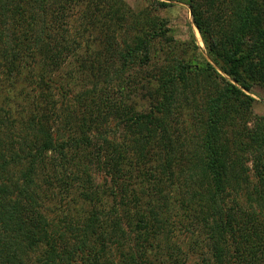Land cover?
<instances>
[{
	"label": "trees",
	"instance_id": "1",
	"mask_svg": "<svg viewBox=\"0 0 264 264\" xmlns=\"http://www.w3.org/2000/svg\"><path fill=\"white\" fill-rule=\"evenodd\" d=\"M180 1L0 0V264H264V0Z\"/></svg>",
	"mask_w": 264,
	"mask_h": 264
},
{
	"label": "rangeland",
	"instance_id": "2",
	"mask_svg": "<svg viewBox=\"0 0 264 264\" xmlns=\"http://www.w3.org/2000/svg\"><path fill=\"white\" fill-rule=\"evenodd\" d=\"M168 1L172 4V6L168 7L164 11H161V14L170 20V24L175 30L174 32L178 37L186 38L188 36V28H189L188 22L193 21V16L192 13H190V8L186 3L180 0H168ZM126 2L134 9H140L142 7H145L147 4V0H126ZM194 29L196 31L199 44L205 49L204 43L202 41L198 29L195 26ZM114 84L117 86L116 82ZM5 93L6 91L3 88H0V97L4 96ZM249 94H251L255 99L254 101L255 113L259 115H264V88L259 85H256ZM13 125L18 131L20 125H18V123L16 122H13ZM94 134L97 135V131ZM121 136H122V131L120 129H118L117 131H114L113 129L110 138L119 141L121 140L120 139ZM95 142H97V140H95ZM98 142L101 143V140L99 138H98ZM53 157L54 156H52V159ZM55 160L57 162L58 160L57 156L54 157L53 161ZM92 171H93V178L91 180V183L95 190L107 189L109 186H111L110 176L106 173L104 169L96 170L95 167H93ZM70 190H73V188H71ZM82 210L83 211L81 212L83 216H86V213L90 212L88 207ZM184 235H185L184 232L177 230V236L175 238L179 239L184 244V247L187 252H191L187 249L188 241L185 239ZM184 259H187L186 260L187 264H202V262H200L201 261L200 257L198 258L194 254L191 255V253H188V256H184Z\"/></svg>",
	"mask_w": 264,
	"mask_h": 264
}]
</instances>
